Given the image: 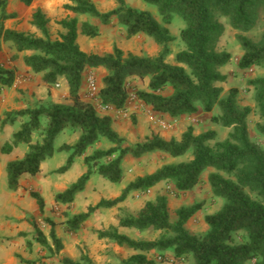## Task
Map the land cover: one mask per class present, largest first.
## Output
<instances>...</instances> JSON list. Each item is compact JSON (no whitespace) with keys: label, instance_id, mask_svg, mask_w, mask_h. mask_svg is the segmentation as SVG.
<instances>
[{"label":"trees","instance_id":"obj_1","mask_svg":"<svg viewBox=\"0 0 264 264\" xmlns=\"http://www.w3.org/2000/svg\"><path fill=\"white\" fill-rule=\"evenodd\" d=\"M31 6L34 0H21ZM158 8L164 22L170 25L175 14L181 16L186 27L181 31L185 50L176 55V64L167 62L171 55L170 43L174 41L168 28L163 26L150 12L132 8L126 0H115L117 7L102 13L91 0H71L65 9L77 15L90 16L104 26L114 19L124 28L127 39L144 35L162 47L158 56L145 57L125 54L115 47L112 53L98 55L84 52L78 43V19H65L58 24L64 29L56 40L51 39L49 20L39 9L32 17V25L43 35L20 33L5 29L4 23L12 18L6 14L7 0H0V53L2 42H11L18 52H33L24 57L25 65L33 73L42 77L48 86H54L64 79L71 103L32 104L25 110L8 113L2 127L24 119L21 129L14 134L13 142L2 148L3 154L11 153L19 145H27L28 152L21 160L8 163L6 167L9 189L17 191L24 175L36 176L41 164L55 153L58 136L70 130L79 132L80 137L74 146H63L61 151H73L67 164L55 173L65 174L78 157H84L87 172L66 191L57 194L55 200L62 205H70L82 193L93 174L105 180L120 184L125 180L122 164L131 154L141 158L147 154L165 153L172 158H180L188 153V162L164 165L156 172L139 177L131 182L122 195L114 200H101L90 206L85 213L72 216L63 223L64 232L77 233L90 217L100 209H112L125 202L131 192H146L162 182L172 184L178 193L194 190L201 184V176L212 170L208 176L213 198L224 201V206L215 214L207 215L209 226L206 234H194L186 225L201 209V204L181 207L172 222L168 197L158 196L147 201L137 215H126L119 221L122 228L161 232L154 241H138L120 234L115 227L97 231L99 239H108L120 247L137 252L120 264H158L148 259L154 251L172 252L175 261L185 264H264V149L251 140L248 117L251 107H241L238 89H231L227 95L218 84L225 83L227 76L220 68L232 61L227 52H218L216 44L224 33L219 19H226L236 31H251L261 17L264 18V0H143ZM81 33L95 39L101 36L98 26L84 22ZM243 50L238 68L242 71L253 67H264V36L254 41L238 36ZM87 68H103L106 76L100 87L102 104L116 110L126 108L129 100L127 80L148 79V91L137 92V100L151 107L158 115H166L175 120L192 116L200 110L214 114L211 122L232 129L228 138L216 140L217 132L210 130L199 135L189 127L181 140H166L158 135L139 142L134 147L124 148V139L113 128V120L100 116L95 105L85 102L80 96L83 75ZM16 80V72L5 68L0 59V94L10 89ZM253 88L254 101L261 121L256 130L264 138V77L249 81ZM171 90V94L166 92ZM34 136L39 137L37 143ZM102 142L111 145L109 149L96 150L86 156L87 151ZM214 142V143H212ZM44 213L45 201L36 191L30 192ZM52 227L51 238L55 249L36 221H33L35 240L50 252L63 250L62 242L54 231L56 224L46 219ZM241 235V242L235 238ZM55 250V251H54ZM21 264H53L30 261L17 255ZM163 262V261H162ZM58 264H94L87 255L79 261L63 258Z\"/></svg>","mask_w":264,"mask_h":264},{"label":"rangeland","instance_id":"obj_2","mask_svg":"<svg viewBox=\"0 0 264 264\" xmlns=\"http://www.w3.org/2000/svg\"><path fill=\"white\" fill-rule=\"evenodd\" d=\"M91 1L96 5L98 10L102 13L110 12L117 7L115 0H91ZM126 3L128 6L132 8L150 12L163 26L169 29L172 37L174 38V41L169 45L171 55L167 58V62L169 64L175 65L176 55L179 52L185 50V44L181 39V31L186 27V22L184 21V19L181 16L175 14L172 23L170 25H167L164 22L156 6L145 3L143 0H126ZM50 7L55 8V4H52ZM219 21L224 26V33L216 44V50L218 52L229 53L232 56V61L229 64L220 68V72L223 75L227 76V81L225 83H220L218 85L219 87L223 88L224 90L223 95H227L231 89H238L239 91L238 99L241 107L252 108V113L248 117L249 135L252 141H254L257 145H259L261 148L264 149V140H262V138L259 137V134L257 133L256 130L257 124L261 121V116L254 101L253 88L249 85V81L259 77H264V67H253L246 71H242L238 68V63L243 55V50L237 39L238 36H245L257 42L260 41L264 36V18L261 17L258 23L256 24V26L249 32H240L233 30L228 25L226 19L224 18H220ZM78 22H79L78 26H79V38H80V42L78 43L81 49L88 54L104 55L107 53V51L103 49L107 47L113 48V50L115 47H118L119 49L123 50L126 55L134 54L137 56H145V57L158 56L162 51L161 46L157 45L153 40L149 39L144 35H138L132 39H127L124 28H122V26L118 23L116 19H114L113 23H111V25L109 26L102 25L99 20L93 19L90 16H86L85 18L81 17L80 19H78ZM84 22H90L98 26L101 30V36L95 39H90L84 36L81 33L82 24ZM99 46L100 47L104 46L105 48L101 49ZM87 75H89V73ZM85 81H86V76H85ZM148 83H149L148 79L144 81L138 78L128 79L127 89L129 92V98L131 99L136 98L137 92L146 91V89L148 88ZM98 84L101 87L100 82H98ZM168 93L169 91L166 92V94ZM85 98H88L87 95ZM139 108H142L141 104H139V100L136 99L129 103L127 102L125 110L128 112L129 116L125 120H127L129 124L126 127L128 130L126 138H123L124 148L134 147L139 142H145L148 138H152L153 136H155L153 132H151L150 137H146V138H143L142 134H139V117H138ZM136 110L138 112H132ZM98 112L101 113V111ZM142 112H147V110L145 108H142ZM216 113L217 110L214 111V114ZM7 114L8 113L4 115L5 118L8 116ZM149 122L151 123V121ZM208 123H209L208 118L201 119L199 121V125L196 126L195 134L198 135L199 131H205V132L210 131L211 128H209ZM146 125H149L148 122L146 123ZM19 129H20V124H17L15 126V130L18 131ZM187 129L188 126L186 123L175 124V121H171L169 124L163 125L159 133L163 134L164 136L162 138L166 140H171L172 138L173 139L177 138L180 140L183 133H185ZM214 129L217 131L216 140L218 141H223L226 138H228L229 133L232 131V129L224 128L218 125H215ZM69 133H71L70 130L61 133L58 136L57 140L55 141L54 155L52 157L47 158L44 161V168H46L47 170L56 171L67 164L73 151H61L60 148L65 143H69L73 141L72 136H70V140H69ZM148 133L150 132L148 131ZM8 134H10V137L13 135V133L9 132L5 135V137L2 138V140L5 141V144L11 143L13 140V137H11L12 138L11 139L10 137L7 136ZM79 136L80 134L77 133L76 138L78 139ZM158 136L160 135L158 134ZM39 140L40 139L38 136H34L33 142L34 141L38 142ZM75 142H77V140ZM74 143H72L71 146L72 145L74 146ZM190 159H192L191 153H188L187 155L180 158H172L169 155L161 152L147 154L141 158H135L134 156L129 154L123 162L125 179L128 181V183H131L139 177H144L146 175L156 172L164 165L188 162ZM7 160H8V155L2 154L0 152V166H3L4 168V165L7 163ZM82 162L83 161L80 158H76L72 168L67 173L62 175L54 173L52 174L51 178L53 180L61 179L68 189L71 185L76 183L77 180L84 173H86L87 167H85L84 163L82 164ZM1 170L2 169L0 168V171ZM2 173H3L1 175L2 177L0 176L2 178V181L0 183V202L2 201L5 194L10 195L7 176L4 169ZM209 174H210V170L203 173L204 177L205 176L208 177ZM39 177L40 175L37 178L31 177L28 178V180L26 178L23 179L25 181H33L35 182L34 184L38 183L39 185L37 187L33 186L32 188L29 187H24L22 189L18 188L17 191L18 192L20 191L19 192L20 197L30 196L31 191H36L45 200L46 198H48V195L46 194L45 188L42 185L41 181L39 182V180H37ZM89 182L90 183L93 182L92 187H97L98 191L102 190L104 185H109V186L113 185L114 187L120 186V184H113L105 180L100 175H96L94 179H92ZM204 185H205L204 182H201L200 187H198L196 190L194 189L192 193L188 192L187 194H184V193H178L175 190V188L172 186V184L166 183L162 188V190L159 192V194L165 193L166 195L171 196L169 209L171 213L172 222H175L177 220L176 213L178 209L181 208L180 205L182 203L189 204V206L201 204V209L189 220V221L191 220L194 221L193 225H191L190 228L194 229L201 235L205 234L203 230V226H204L203 221L205 222V218L204 216L202 217V215L207 212H210V214L214 213L219 208L218 204H213V201L210 198V192L209 190H207L206 187H204ZM89 188L88 189L86 188V190L88 191ZM91 193L94 194L93 190H91ZM21 194L24 195L22 196ZM98 198L99 197L96 196L95 198H92L88 202H87L88 199L86 198L85 201L80 202L77 206H75L74 204L72 207L70 205H53L50 213H48L49 214L48 216H43V213H37L38 214L37 218L36 219L31 218L32 221L29 220V224L33 227V221H36L37 224H39V227L42 230V232L45 233L46 238L49 239L50 245L53 247V249H55V245L53 244V240L51 238V232H50L51 226L46 223V219L52 220L54 223L57 222L56 226L62 225L63 222L68 221L73 216L72 215L73 212L79 214L87 212L89 207L88 205L95 206L96 202L99 200ZM147 201H149L148 198L139 199L137 198V192H131L127 200L125 201V205H126L125 209L127 214H124L125 212L122 211V214H124L122 217H125L126 215H130V214H137L140 211V209L144 207ZM221 202L223 207L224 201L221 200ZM11 206L12 205L10 202L5 203V206L2 205L0 206V232H1L0 235H2L1 238H4L3 240L9 242L10 244H14V247L17 250L19 256H22V258L26 260H30V261L43 260L42 262L53 263V264L60 263L62 259L60 258L61 252L57 253V251L55 250H54L55 252H50L47 248L43 247L40 243H38L35 240V236L34 237L32 236L33 237L32 238V237H28V235H25L24 236L25 240L22 241L19 238L22 236L17 237L12 234V232L15 230L14 225L16 221L15 219H13V215L11 214ZM100 210L103 212L106 209H100ZM8 212L10 214H8ZM197 214H199L200 216L199 215L197 216ZM106 219L107 216H105V213L102 215L96 213L93 216H91V218L88 220L89 223L86 226L85 231L87 232L84 236L86 237L85 240H83L84 244L89 243L91 244V246L95 245L96 237H98L95 228L100 227V224L102 227L107 226L109 221L107 222ZM126 235L136 240L154 241L159 239L162 236V233L149 231L147 233L142 234L137 232L136 230L127 229ZM235 240L237 243H240L241 235H237ZM78 250H79L78 252H81L82 255H85L86 247H84V249H82V247H79ZM130 253H131L130 251L127 252L126 256L127 254L129 255ZM169 257L170 255L167 254V252L162 253L158 251L153 255H150V259L155 260L158 264H176L175 262L169 260ZM254 263H255L254 261H251L248 264H254Z\"/></svg>","mask_w":264,"mask_h":264},{"label":"crops","instance_id":"obj_3","mask_svg":"<svg viewBox=\"0 0 264 264\" xmlns=\"http://www.w3.org/2000/svg\"><path fill=\"white\" fill-rule=\"evenodd\" d=\"M52 4H55V8L50 7ZM70 4H72V2L68 0H34L31 6H26L21 0H7V6H6L5 11H6V14L9 16H12V18L5 21L4 23L5 29L13 30V31L20 32V33L35 35L36 37H39V38L43 37L42 33L35 26L32 25L33 14L37 10L41 9L46 15V18L49 20L48 28L50 31L51 39L56 40L59 38V35L64 32V29L58 24L59 22L65 19H74V18L80 19L81 17L83 18L86 17V15H77L70 11H67L64 7L65 5H70ZM78 34H79V29H78ZM78 42H80L79 35H78ZM1 48L2 50L0 53V59H1L2 64L5 66V68L13 69L16 72V80H15L14 85L10 89H7L3 91L2 94H0V152L2 153V148L6 145L5 141L2 140V138L5 137V135L9 132L13 133V135L11 136L13 137L14 134L17 133L21 129V125L24 123V119L19 118L14 124L6 125L2 127L1 124L5 118L4 115L6 113L25 110L29 107V105H32V104H37V103L44 104V105L63 104V103L68 104V103H71V100H70V95H69V88L64 79H60L59 83L54 86H48L47 84L43 82V79L40 75L33 73L32 70L25 65L24 57L32 55L33 52H18L16 48L14 47L13 43L11 42H2ZM100 48L102 49L105 47L101 46ZM103 50L107 51L106 54L113 52V48L107 47ZM88 73H93L95 77L97 78L98 82H100L101 86H102V80L106 76L107 73L105 69L103 68H98V69L87 68L84 72L82 87L80 90V96L82 100H84L85 102L93 104L88 98H85L87 95V81H85V76L87 78ZM57 85H59V87H57ZM146 91H148V88L146 89ZM171 93H172L171 90H169L168 95H170ZM139 104H141L142 108H145L147 110V112H142V108H139V113H138L139 115L138 116L139 117V134H142L143 138L150 137L151 132H153V134L155 135L159 134L161 137H163L164 135L159 133L161 131V127L163 125L169 124L171 121H175V124L186 123L188 128L193 127L194 131H196L195 129H196V126L199 125V121L201 119L208 118L209 128H211V130L213 131H216L214 129L216 124L211 122V118L214 114H208L200 110L198 113L192 116H183L182 118L175 120L166 115L156 114L155 112H153L151 107L144 105L140 101H139ZM132 112H138V111L136 110ZM99 114L100 116H103V117L104 116L110 117L113 120V128L115 129V131L122 138H126V135L128 133V130L126 127L129 124L128 121L125 120L126 118L122 117L120 114H117L116 112H107V113L99 112ZM149 121H151V123ZM147 122L149 125H146ZM17 124H20V129L18 131L15 130V126ZM148 131L150 133H148ZM70 132L71 133H69V140H70V136H72L73 141L69 143H65L67 146H71L72 143H74L76 140L78 141L79 139V138L78 139L76 138V134L79 132H72V131ZM204 132L205 131H199L198 135ZM7 136L10 137V134H8ZM259 137L262 138L261 136ZM176 140H179V139L176 138ZM262 140H264V138H262ZM34 143H37V141H34ZM65 144L63 146H66ZM75 144L76 142L74 143V145ZM110 147H111L110 144L106 142H102L101 144H98L97 146L89 149L87 151L86 156L92 155L96 150L109 149ZM28 149L29 148L27 145H19L18 147L14 148V150L11 153L6 154L8 155V160H7V163L4 165V168L3 166H0V168L2 169L0 171V176L3 174L2 173L3 169L6 173V167L8 163L23 159L26 153L28 152ZM84 157H78L83 161L82 164L84 163ZM85 167L87 166L85 165ZM122 167H123V164H122ZM87 169H86V172H87ZM56 171L47 170L46 168H44V162H42L40 173L37 174L36 176H31L33 178H37L40 175V177L37 180H39V182L41 181L42 185L45 188L46 194L48 195V198H46V200L43 198L45 201V209H44L45 214L43 213V216L49 215L48 213H50L53 205H62V204L57 203L55 198L57 194L62 193L67 190L66 185L62 182L61 179L53 180L51 178L52 174H54ZM210 172H212V170H210ZM96 175L98 174H93L91 176L90 181L94 179ZM1 177H0V183L2 181ZM31 177L30 175H24L20 180L19 189H22L24 187H29V188H32L33 186L37 187L39 185L38 183L34 184L35 182L33 181L23 180L24 178L28 180V178H31ZM201 181L204 182L205 184L204 187H206L207 190H209L210 198L213 201V204L219 205V208L214 213H211V214H215L221 210L222 202L218 198L213 199L211 187L208 182V177L206 176L204 177V175H202ZM92 183L89 182L90 185L87 184L86 186L87 189L90 186L88 191L85 189L82 193L76 196L75 201L72 204H70L71 207L74 204L75 206H77L80 202L85 201L86 198L88 199L87 200L88 202L89 200H91L92 198H95L96 196L99 197L98 198L99 200L96 202V205L103 199L114 200L120 197L123 191L130 184L125 179L122 183H120L119 187H114L113 185L112 186L104 185L102 190L98 191L97 187H92ZM166 183L167 182H162L158 184L157 186H155L154 188L149 189L150 191L149 193H146L147 191L137 192V195L138 194L141 195L139 199L148 198L149 201L150 200L154 201L158 197V195L160 196L165 195L168 197V202L170 203L171 202L170 195L168 196L165 193L159 194V192L162 190V188L164 187ZM200 185H198L195 188V190L198 187H200ZM91 190H93L95 195L91 193ZM9 192H10V195L5 194L2 201L0 202V206L1 205L5 206V203L7 202L8 203L10 202L12 205L11 214L13 215V219H15L16 221L14 225L15 232L13 231L12 234L17 237L22 236V237H19L22 241L25 240L24 238L25 235H28V237H32V236L34 237L35 230L29 224V220H31V218L36 219L38 215L37 213H41L37 202L31 197V195L26 197V196H23L24 194H21L23 197H20V193H19L20 191L13 192L9 189ZM192 192L193 190L190 191V193ZM187 193L188 192L184 194H187ZM88 206L90 207V205ZM125 206H126L125 202H123L119 204L118 206L112 209H106L103 212L101 210H97L94 214L97 213L99 215L100 214L102 215L105 213V216H107L106 220L107 222L108 221L109 222L107 226L105 227H102L101 224H100V227H96L95 228L96 234H97V231H105L111 227H115L117 228L120 234L126 235L127 229L129 228H122L119 225V221L122 218V216L124 214H127ZM184 206H189V204L182 203L180 205V207H184ZM122 211L125 213L122 214ZM8 214L10 213L8 212ZM78 214L79 213L73 212L72 215L75 216ZM137 214H132V215H137ZM211 214L210 212H207L203 214L202 217L204 216L205 218V216L211 215ZM198 215L199 214H197V216ZM192 221L193 220L187 223V229L190 230L194 234H199L197 231L190 228V226L193 225L194 223V221L193 222ZM88 223L89 221H87L84 224V226L75 234L65 233L64 224L56 226L57 228L56 227L54 228V231H56L55 233H56L57 238L62 242V245H63V250L60 251L61 252L60 258L62 259L70 258L72 260L79 261L82 257L81 252H78L79 247H82V249L86 247L85 255L89 256L91 260L94 262V264H120L123 260L128 259L134 254H137V252L131 251L124 247H120L108 239H99V237H96V241L94 240L95 241L94 246H91V244L89 243L84 244L83 240H85L86 238L84 236L87 232L85 230H86V226L88 225ZM203 223H204L203 230H204V233L206 234L209 231V226L204 221ZM130 230H135V229H130ZM51 231H52V227L50 228V232ZM147 232H144V233H147ZM1 237L2 235H0V264H21V262L17 258V255L19 254L17 250L15 249L14 244H10L9 242L4 241L3 240L4 238H1ZM47 240H48V243L50 244L49 239ZM138 241H153V240H138ZM129 251L131 253L129 255L127 254L126 256V253ZM156 252L157 251L150 252V254H147L148 259H150V255H153ZM167 254L170 255L169 260L175 262L176 264H185L182 262L175 261L174 255L172 252H167Z\"/></svg>","mask_w":264,"mask_h":264},{"label":"built area","instance_id":"obj_4","mask_svg":"<svg viewBox=\"0 0 264 264\" xmlns=\"http://www.w3.org/2000/svg\"><path fill=\"white\" fill-rule=\"evenodd\" d=\"M87 81V97L89 100L96 106V109L98 111H101L103 113L107 112H116L117 114H120L124 118H128L129 114L128 112L124 110H116L111 106H107L102 104L101 99H100V86L97 82L96 77L92 74L89 73L86 78ZM59 87V85H57ZM137 98H129L128 103L136 100ZM150 191L148 190L146 193H149ZM141 195H137V198H139Z\"/></svg>","mask_w":264,"mask_h":264}]
</instances>
